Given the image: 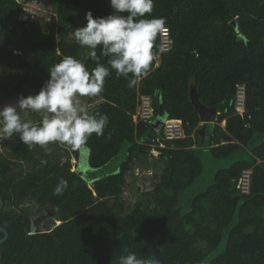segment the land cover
Returning <instances> with one entry per match:
<instances>
[{
	"label": "trees",
	"instance_id": "obj_1",
	"mask_svg": "<svg viewBox=\"0 0 264 264\" xmlns=\"http://www.w3.org/2000/svg\"><path fill=\"white\" fill-rule=\"evenodd\" d=\"M88 11L96 18L113 10L109 0H53L49 19L29 20L21 19V1L0 0V89L8 92L28 72L30 95L37 94L48 70L65 56L94 68L89 49L73 35L85 26ZM151 17L165 19L170 49L160 52L158 64L154 57L135 87L112 70L95 96L100 101L87 108L109 116L104 134L93 133L87 142L89 168L106 165L127 142L118 172L95 177L73 171L71 155L79 160L78 152L63 144L72 153L64 158L50 149L58 142L26 145L14 134L1 145L0 226L8 235L0 244V264H119L129 253L161 264H264V0H154ZM159 43L158 34L155 55ZM192 85L201 102L219 112L210 154L223 159L244 151L194 194L189 190L203 163ZM237 85H244L242 113L235 107ZM140 95L150 96L154 117L135 122ZM161 108L168 119L182 121V137L166 139L161 125L152 123ZM152 149L163 161L161 175L128 206L127 174ZM246 169L249 193H241L237 182ZM60 178L68 187L55 195ZM46 207L61 223L51 219L45 232L33 233L31 215Z\"/></svg>",
	"mask_w": 264,
	"mask_h": 264
},
{
	"label": "clouds",
	"instance_id": "obj_2",
	"mask_svg": "<svg viewBox=\"0 0 264 264\" xmlns=\"http://www.w3.org/2000/svg\"><path fill=\"white\" fill-rule=\"evenodd\" d=\"M153 3L154 0H109L113 11L106 17L94 18L91 11L86 12L85 26L76 28L73 35L80 46L89 49L95 67L89 70L73 56H65L53 65L37 94L20 96L15 104L0 108V140L19 134L26 145L66 144L78 152L80 170L87 169L91 156L87 142L93 133L97 137L104 134L109 116L89 113L80 98L99 96L112 70L128 81L129 88L148 74L157 35L166 24L163 17H151ZM146 14L151 18H146ZM27 110L43 113L39 124L22 119L21 112ZM67 187L68 181L60 178L54 194H62ZM119 264L161 261L129 253L119 258Z\"/></svg>",
	"mask_w": 264,
	"mask_h": 264
},
{
	"label": "rangeland",
	"instance_id": "obj_3",
	"mask_svg": "<svg viewBox=\"0 0 264 264\" xmlns=\"http://www.w3.org/2000/svg\"><path fill=\"white\" fill-rule=\"evenodd\" d=\"M19 1L23 3V12L21 14V19L32 20L33 17L37 16L49 19L53 15V0H34L31 2H23V0ZM4 93L5 92L0 89V108H2L5 104H15L18 97L20 96L26 97L30 95V91L25 87L24 81H21V83L19 84V87L16 90V94H14L12 97L13 99L6 97ZM16 97L17 99H15ZM80 99L82 105L85 106L86 109L94 107L100 101V99H98L97 97H81ZM160 112H162V108L160 109ZM22 119L25 121H32L33 123H36L40 119H43V113L27 110L24 111V116L22 117ZM220 125L224 126V121H222ZM127 146L128 143L125 142L116 156H114L106 165L97 169H91L88 165L87 169L81 171L79 160L71 155V169L73 171H79L80 173L88 170V173H90L91 176L95 177H101L106 174L118 172L121 162L125 160ZM196 147L203 163V171L201 176L196 180L195 184L189 190V193L192 194L204 190L213 182L214 174L216 171L222 168L229 167L233 162L240 159L244 154V151H240L226 158L216 159L209 152L210 145L208 138L206 141V145H202L200 142ZM50 149L57 150L61 155H63L64 158H66L68 154H72L68 152L64 145L61 143L53 145ZM0 151H5L4 147H2L1 145ZM158 154L159 152L157 150L152 149L149 152V156L144 159L143 162L136 161L132 170L127 174V184L125 186L123 197L128 206H132L135 203L141 191L151 189L159 179L164 164ZM31 205L33 206V210L35 211L36 207L33 203H31ZM54 216L55 209L50 207H46L40 212H34V214L31 215L33 230L43 229L44 225L48 223L49 220H54ZM56 222L58 221L54 220L55 225ZM225 235L226 233L224 234L223 241L225 239ZM223 241L220 245V248L223 246Z\"/></svg>",
	"mask_w": 264,
	"mask_h": 264
},
{
	"label": "built area",
	"instance_id": "obj_4",
	"mask_svg": "<svg viewBox=\"0 0 264 264\" xmlns=\"http://www.w3.org/2000/svg\"><path fill=\"white\" fill-rule=\"evenodd\" d=\"M159 37V53L154 55L155 59L157 60V64L159 63L160 52L167 51L171 47V39L168 27L165 26V29L159 33ZM244 97V85H237L235 107L238 113H242L244 110ZM139 99L140 102L138 104L136 114L134 115L135 122H138L139 120H151L154 117V108L152 106L150 96L140 95ZM158 119L159 117L153 119L152 121L155 126L158 123ZM160 125L162 127L163 137L166 139L180 138L183 136L182 121L179 119H168L166 117L164 120L161 121ZM250 173L251 171L249 169L243 170L237 182V188L241 193H249Z\"/></svg>",
	"mask_w": 264,
	"mask_h": 264
},
{
	"label": "water",
	"instance_id": "obj_5",
	"mask_svg": "<svg viewBox=\"0 0 264 264\" xmlns=\"http://www.w3.org/2000/svg\"><path fill=\"white\" fill-rule=\"evenodd\" d=\"M21 81H24L25 87L29 88V74H28V72H26L22 76V78L17 83H15V85L10 89V91L5 92L4 95H6V97H8V98H12L13 95L16 94V90L19 87V84L21 83ZM189 98H190V101L193 104L195 110L197 111V113L199 115L200 122H202L200 127L196 130V134L199 135V137L201 138V144L202 145H204L207 127H208V125H211V129H210L209 136H208L209 145L211 146L212 142H213V126L212 125L215 123L216 116L218 115L219 112L215 106L208 107L201 102V100L198 97L196 88L193 85L191 86L190 91H189ZM15 99H17V97ZM165 115L166 114L162 110V112H160L158 123L156 124V127H158L161 124V121L165 119ZM10 140H11V138L2 139V140H0V145H2L5 142H8ZM2 205H3V202L0 199V209L2 208ZM60 223H61V221H58V222H56V225H58ZM0 231L4 234L3 237L0 238V244H1L7 238L8 232L2 226H0ZM45 231L46 230H43V229H37V230H33L32 232L33 233H41V232H45Z\"/></svg>",
	"mask_w": 264,
	"mask_h": 264
},
{
	"label": "crops",
	"instance_id": "obj_6",
	"mask_svg": "<svg viewBox=\"0 0 264 264\" xmlns=\"http://www.w3.org/2000/svg\"><path fill=\"white\" fill-rule=\"evenodd\" d=\"M159 115H160V114H159ZM165 117H166V115H165ZM201 123H202V122H200V124H199V125H201ZM224 124H225V121H224ZM206 137H208V134H207V132H206ZM206 137H205V138H206Z\"/></svg>",
	"mask_w": 264,
	"mask_h": 264
},
{
	"label": "flooded vegetation",
	"instance_id": "obj_7",
	"mask_svg": "<svg viewBox=\"0 0 264 264\" xmlns=\"http://www.w3.org/2000/svg\"><path fill=\"white\" fill-rule=\"evenodd\" d=\"M10 91V90H9Z\"/></svg>",
	"mask_w": 264,
	"mask_h": 264
}]
</instances>
